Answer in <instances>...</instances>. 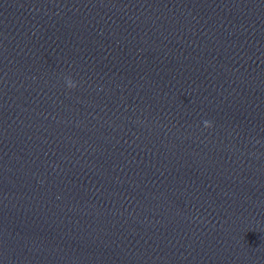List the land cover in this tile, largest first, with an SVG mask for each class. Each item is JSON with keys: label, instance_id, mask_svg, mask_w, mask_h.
I'll return each mask as SVG.
<instances>
[{"label": "water", "instance_id": "water-1", "mask_svg": "<svg viewBox=\"0 0 264 264\" xmlns=\"http://www.w3.org/2000/svg\"><path fill=\"white\" fill-rule=\"evenodd\" d=\"M0 264H264V0H0Z\"/></svg>", "mask_w": 264, "mask_h": 264}, {"label": "clouds", "instance_id": "clouds-1", "mask_svg": "<svg viewBox=\"0 0 264 264\" xmlns=\"http://www.w3.org/2000/svg\"><path fill=\"white\" fill-rule=\"evenodd\" d=\"M65 80V85L68 88H75L77 87V81H75L74 79H72L70 76H66L64 77ZM205 126H211V123L209 121H204Z\"/></svg>", "mask_w": 264, "mask_h": 264}]
</instances>
